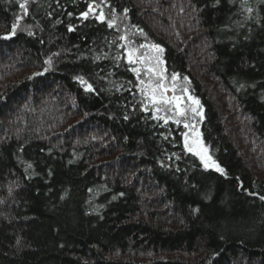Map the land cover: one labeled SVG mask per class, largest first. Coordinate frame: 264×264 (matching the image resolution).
Returning a JSON list of instances; mask_svg holds the SVG:
<instances>
[{"label": "trees", "instance_id": "trees-1", "mask_svg": "<svg viewBox=\"0 0 264 264\" xmlns=\"http://www.w3.org/2000/svg\"><path fill=\"white\" fill-rule=\"evenodd\" d=\"M13 24L0 38V264H264V0H0V37ZM133 36L163 48L200 101L223 172L145 110Z\"/></svg>", "mask_w": 264, "mask_h": 264}, {"label": "snow or ice", "instance_id": "snow-or-ice-1", "mask_svg": "<svg viewBox=\"0 0 264 264\" xmlns=\"http://www.w3.org/2000/svg\"><path fill=\"white\" fill-rule=\"evenodd\" d=\"M19 7L27 13L26 3L19 4ZM89 11H92V8H89ZM83 16L87 18L88 13H84ZM97 19H103V12L97 17ZM108 26L113 27V22L108 21ZM17 25L13 24L11 31L3 37V39H9L16 33ZM125 39V37H121ZM141 48L149 49L138 54V49L130 48L127 53V60L130 64H140L144 69V74L147 79H140V84L143 86L141 91L147 98L149 104L154 106V110L157 113L164 112V116L158 117L163 119L164 123L167 124L169 120H173L177 125L183 123V127L188 129L191 135L188 132L184 133V146L188 152H191L200 157L204 162L205 168L215 167L217 171L223 172V169L220 168L214 161H211V157L207 155L208 148L201 139V134L197 128V124L194 122H189L188 114H192V119L195 117H202L203 113L200 110L202 106L200 101L195 97L188 94V88L183 87L180 89V94H177V84L176 81L179 79V74L173 73L171 75V85L169 86L166 81L169 79L166 75V69L163 68V60L160 58V53L163 52L157 44L152 45H141ZM50 64L51 61H48ZM47 70V69H46ZM136 73L137 77L141 76V68L134 67L132 69ZM35 75H40L36 73ZM82 84L86 85L87 90L93 91L91 84H88L82 77L78 78ZM172 94L169 95L168 93ZM147 110V106L145 107ZM171 113V115H168ZM183 118V119H181ZM211 161V164L209 163ZM264 200V196L260 197Z\"/></svg>", "mask_w": 264, "mask_h": 264}, {"label": "rangeland", "instance_id": "rangeland-1", "mask_svg": "<svg viewBox=\"0 0 264 264\" xmlns=\"http://www.w3.org/2000/svg\"><path fill=\"white\" fill-rule=\"evenodd\" d=\"M91 5H92L91 8L93 9V11H92L91 14H94L95 11L98 10V7L96 6V3H95V2H92ZM20 22H21V20H19V23H20ZM17 29H18V28H17ZM122 35H123V34H122ZM134 37H137V36H133L132 40H131L130 37H129V41H127V42L124 41V42H125L124 45H125V54H126V57H127L128 50H129L130 48H136V49H138V54L143 53V52H146V51H150L149 49H144V48H141V47H140V46L143 44V42L141 41L140 37H137V38H134ZM159 55H160V58L162 59V53H160ZM127 61H128V60H127ZM129 64H130V63H129ZM130 65H131L132 69H133L134 67H136V68H141V76H140V78L137 77V79H138V86H139L140 91H141V88H142L143 86L140 84V79H145V80L147 79L146 75L144 74V69H143V67H142L140 64H130ZM163 68H164V65H163ZM134 73H135V72H134ZM135 74H136V73H135ZM165 75L169 78V79L166 81V83H168L169 86H170L171 83H172V82H171V79H170L171 76L168 75L166 72H165ZM136 76H137V75H136ZM179 83H180L179 80L176 81V84H177V94H180V89L182 88V86H180ZM141 94H143L142 91H141ZM168 94L171 95L172 93L169 92ZM143 96H144V98H145V100H146V102H147V107L152 111L153 115H154L156 118L165 115L164 112L157 113V112L154 110V106L148 103L147 98L145 97L144 94H143ZM168 115H171V113H168ZM188 117H189V122H194V123L197 124V128H198V130H199V132H200V134H201L200 122H201V120H202V117H195V119L193 120V119H192V114H191V113L188 114ZM158 119H159V118H158ZM181 119H183V118H181ZM161 120H163V119H161ZM163 121H164V120H163ZM170 122H171V123H174L173 120H171V119L169 120L168 123H170ZM175 124H176V123H175ZM179 125L183 127V123H181V124H179ZM183 130H184V133L188 132L189 135H191V133L189 132L188 129H186V128L183 127ZM201 139H202V136H201ZM202 141H203V139H202ZM203 142H204V141H203ZM204 144H205V143H204ZM205 145H206V144H205ZM183 146H184V137H183ZM206 146H207V145H206ZM207 148H208V147H207ZM184 149H185V151H186L187 153H189V154L193 155L194 157H196V158L200 161V163L202 164V166H203L204 169H206V170H212V171H214V172H218V173H220V171H217L215 167L210 166V167L205 168V166H204V162L200 159L199 156H197V155H195V154H193V153H191V152H188L187 149L185 148V146H184ZM207 155L211 157L210 152H209V148H208V153H207ZM211 161H214L212 157H211ZM211 161H209L210 164H211Z\"/></svg>", "mask_w": 264, "mask_h": 264}, {"label": "water", "instance_id": "water-1", "mask_svg": "<svg viewBox=\"0 0 264 264\" xmlns=\"http://www.w3.org/2000/svg\"><path fill=\"white\" fill-rule=\"evenodd\" d=\"M92 11H93V9H92ZM92 11H91V12H92Z\"/></svg>", "mask_w": 264, "mask_h": 264}]
</instances>
